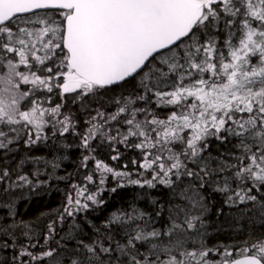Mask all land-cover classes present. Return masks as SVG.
<instances>
[{
  "label": "snow or ice",
  "instance_id": "6c2138e0",
  "mask_svg": "<svg viewBox=\"0 0 264 264\" xmlns=\"http://www.w3.org/2000/svg\"><path fill=\"white\" fill-rule=\"evenodd\" d=\"M0 264H264V0H0Z\"/></svg>",
  "mask_w": 264,
  "mask_h": 264
},
{
  "label": "trees",
  "instance_id": "16d2710c",
  "mask_svg": "<svg viewBox=\"0 0 264 264\" xmlns=\"http://www.w3.org/2000/svg\"><path fill=\"white\" fill-rule=\"evenodd\" d=\"M36 207H43V205H38V206H36Z\"/></svg>",
  "mask_w": 264,
  "mask_h": 264
}]
</instances>
